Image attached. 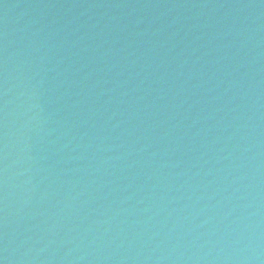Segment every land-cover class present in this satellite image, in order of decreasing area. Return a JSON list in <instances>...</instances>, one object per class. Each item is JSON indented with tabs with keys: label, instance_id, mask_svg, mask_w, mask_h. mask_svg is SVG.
<instances>
[{
	"label": "water",
	"instance_id": "1",
	"mask_svg": "<svg viewBox=\"0 0 264 264\" xmlns=\"http://www.w3.org/2000/svg\"><path fill=\"white\" fill-rule=\"evenodd\" d=\"M0 264H264V0H0Z\"/></svg>",
	"mask_w": 264,
	"mask_h": 264
}]
</instances>
